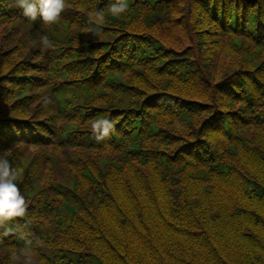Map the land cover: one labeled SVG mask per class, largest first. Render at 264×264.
Wrapping results in <instances>:
<instances>
[{"label":"trees","instance_id":"16d2710c","mask_svg":"<svg viewBox=\"0 0 264 264\" xmlns=\"http://www.w3.org/2000/svg\"><path fill=\"white\" fill-rule=\"evenodd\" d=\"M65 2L48 25L0 0V157L27 205L5 227L29 225L32 264H264V0ZM23 249L0 236V264Z\"/></svg>","mask_w":264,"mask_h":264},{"label":"clouds","instance_id":"9594fccd","mask_svg":"<svg viewBox=\"0 0 264 264\" xmlns=\"http://www.w3.org/2000/svg\"><path fill=\"white\" fill-rule=\"evenodd\" d=\"M16 7L22 9L23 16L30 21L35 22L41 19L45 24L52 25L57 23L61 14L66 7L65 0H16ZM129 9L128 0H114L111 3L109 12L114 17H119L125 14ZM89 23L94 26L88 29L89 32L101 34L105 23V15L103 11H96L91 14ZM43 46H50V41L47 36L41 38ZM115 128L114 123L107 118L97 119L91 124V129L94 133L102 132V136H97V141L108 136L110 131ZM19 174L12 167L9 159L0 157V227L4 228V232L0 236L14 235L17 239L24 242L23 262L22 264H32L31 256L29 255L34 241L29 238L27 232L29 225L22 224L19 227V232L11 227H5L6 224L15 220V218H23L26 215L27 205L24 195L18 187ZM20 258L13 253L11 260L13 264Z\"/></svg>","mask_w":264,"mask_h":264},{"label":"rangeland","instance_id":"374dc122","mask_svg":"<svg viewBox=\"0 0 264 264\" xmlns=\"http://www.w3.org/2000/svg\"><path fill=\"white\" fill-rule=\"evenodd\" d=\"M186 9V8H185ZM183 10V9H182ZM185 11V10H184ZM183 11V12H184ZM199 14L197 15V17H195L194 18V20H193V22H194V24L196 23V25L198 24V26H200V29L202 28V29H205L207 26H208V23H207V21L205 22V21H203L204 19H202V13H204L203 11H200V10H198L197 11ZM155 18V16L153 17L152 15L151 16H149V17H145V23L146 24H148V23H152V21H153V19ZM148 22V23H147ZM149 27H150V25H149ZM148 27V28H149ZM176 31H177V33L178 34H180V35H182V36H184V38H185V34L183 33V29L181 28V27H178V28H176ZM210 31H214L215 32V34H213V35H218V37H220V35H221V33L216 29V28H211L208 32L210 33ZM215 41H218V40H215ZM187 43H188V41H187ZM231 52H241L240 50H236V49H232V50H230ZM231 52H227L225 55H226V57H228V59H229V65L227 66V67H225L227 70L229 69V67H233L232 65H231V63H230V61H233V60H236V61H240L239 59H236V57L238 56V54H235L234 52L233 53H231ZM245 54H246V52H245ZM246 56H248V54H246ZM234 62V61H233ZM232 62V63H233ZM204 65H205V63H204ZM224 69V68H223ZM229 85H231V83L229 84ZM63 168H66L65 169V171H64V176H69V173L68 172H71L72 173V176L74 175V171H72V169H71V166L70 165H68L67 163H66V161L63 163ZM66 166V167H65ZM67 170V171H66ZM57 178L59 179V180H61L60 179V177L59 176H57ZM62 181V180H61ZM80 184H81V186H82V189H84L85 187H83V185L84 184H82L81 182H80ZM79 184V185H80Z\"/></svg>","mask_w":264,"mask_h":264}]
</instances>
